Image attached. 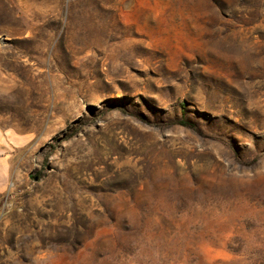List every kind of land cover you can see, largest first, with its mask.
<instances>
[{"label": "rangeland", "instance_id": "1", "mask_svg": "<svg viewBox=\"0 0 264 264\" xmlns=\"http://www.w3.org/2000/svg\"><path fill=\"white\" fill-rule=\"evenodd\" d=\"M0 264H264V0H0Z\"/></svg>", "mask_w": 264, "mask_h": 264}, {"label": "trees", "instance_id": "2", "mask_svg": "<svg viewBox=\"0 0 264 264\" xmlns=\"http://www.w3.org/2000/svg\"><path fill=\"white\" fill-rule=\"evenodd\" d=\"M175 124H180V125H182V126H191L189 123H187V122H184V121H176V122H174Z\"/></svg>", "mask_w": 264, "mask_h": 264}]
</instances>
